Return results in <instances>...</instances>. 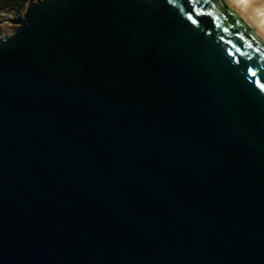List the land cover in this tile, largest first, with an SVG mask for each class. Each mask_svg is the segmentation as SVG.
I'll return each instance as SVG.
<instances>
[{
	"label": "water",
	"instance_id": "1",
	"mask_svg": "<svg viewBox=\"0 0 264 264\" xmlns=\"http://www.w3.org/2000/svg\"><path fill=\"white\" fill-rule=\"evenodd\" d=\"M0 264H264V20L245 0H28L0 20Z\"/></svg>",
	"mask_w": 264,
	"mask_h": 264
},
{
	"label": "rangeland",
	"instance_id": "2",
	"mask_svg": "<svg viewBox=\"0 0 264 264\" xmlns=\"http://www.w3.org/2000/svg\"><path fill=\"white\" fill-rule=\"evenodd\" d=\"M27 2V1H26ZM26 4V3H25ZM25 5L18 10H8V7H0V20H9L13 17H20L24 11ZM14 28V25L5 26L4 28L0 26L3 33L7 34Z\"/></svg>",
	"mask_w": 264,
	"mask_h": 264
},
{
	"label": "trees",
	"instance_id": "3",
	"mask_svg": "<svg viewBox=\"0 0 264 264\" xmlns=\"http://www.w3.org/2000/svg\"><path fill=\"white\" fill-rule=\"evenodd\" d=\"M28 0H0V7H8V10H18Z\"/></svg>",
	"mask_w": 264,
	"mask_h": 264
},
{
	"label": "bare ground",
	"instance_id": "4",
	"mask_svg": "<svg viewBox=\"0 0 264 264\" xmlns=\"http://www.w3.org/2000/svg\"><path fill=\"white\" fill-rule=\"evenodd\" d=\"M247 4L251 5L256 13L264 20V0H245Z\"/></svg>",
	"mask_w": 264,
	"mask_h": 264
}]
</instances>
